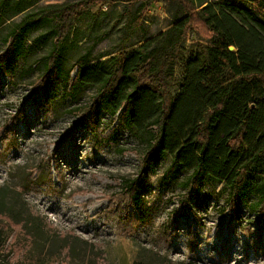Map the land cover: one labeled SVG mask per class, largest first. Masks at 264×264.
Masks as SVG:
<instances>
[{"label":"rangeland","instance_id":"374dc122","mask_svg":"<svg viewBox=\"0 0 264 264\" xmlns=\"http://www.w3.org/2000/svg\"><path fill=\"white\" fill-rule=\"evenodd\" d=\"M79 1L28 0L33 11ZM136 9L137 4L124 3L89 7L96 25L88 32L76 24L66 68L84 55L91 63L118 55ZM180 15L174 0H158L125 52L167 31ZM9 23L0 29V55L9 50L4 41ZM206 36L194 23L177 50L170 82L174 97ZM31 42L23 58L12 59L14 73L0 75V232L11 264H264V214L250 211L248 203L234 212L222 186L202 181L198 195L187 193L185 173L175 182L164 180L169 155L145 169L138 156L144 145L108 112L99 107L92 123L89 112L76 111L90 102L94 88L70 98L61 81L46 90L37 86L50 47ZM260 83L264 86V79ZM137 180L141 220L123 195V182ZM26 220H34L39 233Z\"/></svg>","mask_w":264,"mask_h":264},{"label":"trees","instance_id":"16d2710c","mask_svg":"<svg viewBox=\"0 0 264 264\" xmlns=\"http://www.w3.org/2000/svg\"><path fill=\"white\" fill-rule=\"evenodd\" d=\"M157 1L82 0L33 11L28 0H2L0 29L10 23L4 38L9 50L0 55V75L14 73L12 59L25 56L30 38L33 47L49 45L41 59L40 89L61 81L66 95L76 98L83 89L94 88L90 102L76 111L89 112L92 123L98 119L99 107L108 112L113 123L144 145L138 156L145 169L169 155L172 160L164 180L175 182L185 173L183 189L195 196L202 181L222 186L234 212L248 203L250 211L263 216L264 0H240L245 5L237 0H174L181 15L169 29L125 52L143 15ZM115 3L137 4L118 55L94 63L84 55L67 69L65 58L71 36L77 34L76 24L89 32L96 25L89 7ZM19 15V21L12 20ZM194 23L207 34L206 45L187 62L183 84L174 97L170 82L176 52ZM104 38H97L94 45ZM109 138L115 142L113 136ZM139 181H124L123 195L141 220ZM26 223L37 233L41 230L34 220ZM6 248L0 232V264H11Z\"/></svg>","mask_w":264,"mask_h":264},{"label":"water","instance_id":"95a60500","mask_svg":"<svg viewBox=\"0 0 264 264\" xmlns=\"http://www.w3.org/2000/svg\"><path fill=\"white\" fill-rule=\"evenodd\" d=\"M229 49H230V50H233V47H230Z\"/></svg>","mask_w":264,"mask_h":264}]
</instances>
